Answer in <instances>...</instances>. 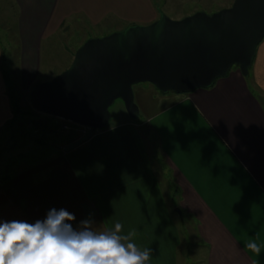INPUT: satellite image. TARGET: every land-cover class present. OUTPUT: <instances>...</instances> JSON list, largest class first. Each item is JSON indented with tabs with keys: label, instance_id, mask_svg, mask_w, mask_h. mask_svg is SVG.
<instances>
[{
	"label": "crops",
	"instance_id": "0c3cea01",
	"mask_svg": "<svg viewBox=\"0 0 264 264\" xmlns=\"http://www.w3.org/2000/svg\"><path fill=\"white\" fill-rule=\"evenodd\" d=\"M13 1L22 89L37 79L43 40L67 21L94 27L112 17L124 28L158 16L151 0ZM228 1L177 0L191 13ZM1 47L0 135L12 117ZM132 90L137 121L109 123L0 182V221L34 223L65 209L74 229L84 220L94 229L122 224L140 250L151 249L146 264H179L186 216L197 240L187 253L194 264H264V39L246 77L235 68L190 93H160L148 83ZM252 242L259 253L246 247Z\"/></svg>",
	"mask_w": 264,
	"mask_h": 264
},
{
	"label": "water",
	"instance_id": "95a60500",
	"mask_svg": "<svg viewBox=\"0 0 264 264\" xmlns=\"http://www.w3.org/2000/svg\"><path fill=\"white\" fill-rule=\"evenodd\" d=\"M159 16L102 37L88 38L68 68L29 92L39 113L87 129L65 145L68 151L111 121L119 99L135 121L139 111L133 86L148 83L160 93H190L211 87L235 66L248 75L256 47L264 39V0H233L211 14L196 11L181 19Z\"/></svg>",
	"mask_w": 264,
	"mask_h": 264
},
{
	"label": "rangeland",
	"instance_id": "374dc122",
	"mask_svg": "<svg viewBox=\"0 0 264 264\" xmlns=\"http://www.w3.org/2000/svg\"><path fill=\"white\" fill-rule=\"evenodd\" d=\"M151 1L157 11L160 10L171 19H181L194 13L187 9L188 6L185 7L177 0ZM232 1L218 4L217 10L230 6ZM16 17L17 9L14 1L0 0V45L4 47L2 67L8 73L9 93L13 96L14 103L20 112L15 117H11L8 128L0 135V182H4L6 177L25 167H29L38 159H43V156H48L55 148L61 149L63 145L79 139L86 133L87 129L84 127L36 112L30 105V89L36 83L48 81L68 68L76 49L88 38L102 37L117 31L116 29H123L121 27L123 23L112 17L105 18L101 25L94 27L84 22L83 19L76 18L67 21L60 30L43 40L37 79L29 88L22 89L18 80L19 49L16 37ZM235 68L232 66L231 70ZM109 113L112 117L110 125L122 119H128L119 99L109 107ZM162 182L167 188L168 183L163 179ZM175 214L173 212L174 216ZM179 224L182 231V243L178 262L179 264H194L196 258L191 259V256L189 260L187 258L188 251L193 249L197 241L192 222L184 216Z\"/></svg>",
	"mask_w": 264,
	"mask_h": 264
},
{
	"label": "clouds",
	"instance_id": "9594fccd",
	"mask_svg": "<svg viewBox=\"0 0 264 264\" xmlns=\"http://www.w3.org/2000/svg\"><path fill=\"white\" fill-rule=\"evenodd\" d=\"M75 216L51 209L43 220L0 221V264H146L150 248L140 250L134 233L122 234V224L94 229L89 220L74 229ZM255 253L259 246L246 245Z\"/></svg>",
	"mask_w": 264,
	"mask_h": 264
},
{
	"label": "trees",
	"instance_id": "16d2710c",
	"mask_svg": "<svg viewBox=\"0 0 264 264\" xmlns=\"http://www.w3.org/2000/svg\"><path fill=\"white\" fill-rule=\"evenodd\" d=\"M1 48H2V54H3L4 47H1ZM2 73H3L4 80L6 82V85L8 86V91H9L10 90L9 89L10 88L9 77H8V73L3 69V67H2ZM9 99H10L12 116L15 117L17 115V113H20V112L18 111L16 103H14L13 96L11 95V93H9Z\"/></svg>",
	"mask_w": 264,
	"mask_h": 264
}]
</instances>
